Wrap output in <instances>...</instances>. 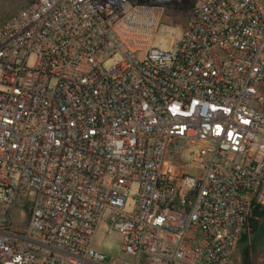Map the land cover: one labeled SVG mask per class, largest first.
Instances as JSON below:
<instances>
[{
	"label": "built area",
	"instance_id": "obj_1",
	"mask_svg": "<svg viewBox=\"0 0 264 264\" xmlns=\"http://www.w3.org/2000/svg\"><path fill=\"white\" fill-rule=\"evenodd\" d=\"M176 1L37 0L0 25V264H231L264 206V0H194L166 52ZM102 222L126 259L93 247Z\"/></svg>",
	"mask_w": 264,
	"mask_h": 264
},
{
	"label": "rangeland",
	"instance_id": "obj_2",
	"mask_svg": "<svg viewBox=\"0 0 264 264\" xmlns=\"http://www.w3.org/2000/svg\"><path fill=\"white\" fill-rule=\"evenodd\" d=\"M35 1L37 0H0V25ZM175 3L187 10L185 12L173 13V10L168 9L152 43L154 48H161L166 52L172 50L176 42L182 37L183 29L187 25L193 9L194 0H188V2L184 4L177 1ZM121 60V56L117 54L113 58L107 60L103 64V68L105 70H110L116 61L121 62ZM37 64L38 56L36 54H31L27 59V68L35 69ZM2 71L3 67L0 65V75ZM194 153V150H186L183 154V161L185 163H191ZM138 190L139 185L137 183L133 184L127 198L124 213H133ZM262 196L264 197V193ZM111 217L112 215L110 212L106 213L107 220H111ZM28 219L29 211L26 210L24 206L18 205L14 208L13 223L18 229L25 227ZM123 243L124 239L122 235L118 231L113 230L112 225L108 222H102L98 226L93 238V247L99 252L107 256L126 259L127 256L122 251ZM231 264H264V219L262 220L258 233L251 236L247 245L240 246V243L238 244Z\"/></svg>",
	"mask_w": 264,
	"mask_h": 264
},
{
	"label": "trees",
	"instance_id": "obj_3",
	"mask_svg": "<svg viewBox=\"0 0 264 264\" xmlns=\"http://www.w3.org/2000/svg\"><path fill=\"white\" fill-rule=\"evenodd\" d=\"M173 10V13L185 12L187 9L181 7L177 3H171L167 5V10ZM264 219V206L257 201L254 202L252 212L248 221V225L242 234L240 240V246H245L249 243L251 236L258 233L262 220Z\"/></svg>",
	"mask_w": 264,
	"mask_h": 264
},
{
	"label": "crops",
	"instance_id": "obj_4",
	"mask_svg": "<svg viewBox=\"0 0 264 264\" xmlns=\"http://www.w3.org/2000/svg\"><path fill=\"white\" fill-rule=\"evenodd\" d=\"M175 19V18H174Z\"/></svg>",
	"mask_w": 264,
	"mask_h": 264
}]
</instances>
